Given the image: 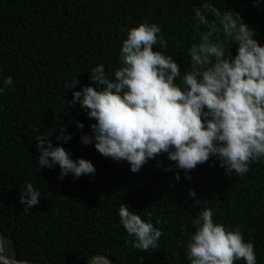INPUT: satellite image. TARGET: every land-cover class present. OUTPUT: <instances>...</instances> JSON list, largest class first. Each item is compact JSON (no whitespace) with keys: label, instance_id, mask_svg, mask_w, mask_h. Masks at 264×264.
Masks as SVG:
<instances>
[{"label":"trees","instance_id":"1","mask_svg":"<svg viewBox=\"0 0 264 264\" xmlns=\"http://www.w3.org/2000/svg\"><path fill=\"white\" fill-rule=\"evenodd\" d=\"M205 0H0V237L6 254L30 264H91L102 257L109 264H190L186 244L195 232L192 220L205 208L214 221L239 228L252 242L257 264H264V160L250 163L243 175H227L214 158L191 171V179L168 171L153 159L139 172L127 162L101 155L94 144L81 142L90 120L79 104L72 105L67 85L93 83L90 71L98 63L111 74L121 67L119 55L128 30L142 22L156 23L167 47L159 49L190 67L189 49L205 26L196 28L195 9ZM221 13L241 12L264 44V2L211 0ZM202 11L204 9L201 8ZM212 21L214 14L206 11ZM226 53H236L234 41L219 32ZM13 77L7 87L3 80ZM177 83H180L177 78ZM77 121L85 125L81 130ZM66 127L72 139L64 146L73 158L84 157L96 167L94 177L61 179L60 169L38 170L34 129L52 134ZM59 143H63L62 141ZM40 191V203L24 211L19 199L27 183ZM195 189L201 205L188 198ZM127 203L162 231L158 248L138 250L120 222L119 207ZM5 246V247H4ZM0 264H4L0 261ZM235 264H246L243 259Z\"/></svg>","mask_w":264,"mask_h":264},{"label":"clouds","instance_id":"2","mask_svg":"<svg viewBox=\"0 0 264 264\" xmlns=\"http://www.w3.org/2000/svg\"><path fill=\"white\" fill-rule=\"evenodd\" d=\"M254 2L259 6L264 0ZM201 8L195 9L196 28L205 26L207 31L189 49L190 67L182 70L173 56L154 50L157 43L167 47L162 29L156 23L142 22L130 28L122 41L121 67L109 74L98 63L90 71L93 83L77 88L76 76L67 85V90H73L67 103L79 104L94 121L90 133L82 131L84 145L94 144L104 157L127 162L132 172H139L153 159L160 167V157L166 154L173 162L166 170L175 173L176 181L181 171L190 180L192 170L213 158L230 176L243 175L251 162L264 160V44L240 11L229 8L221 13L211 0H205ZM206 11L215 19L210 21ZM221 31L234 41L235 54L226 53L223 41L214 39ZM3 83L11 87L13 77H5ZM4 91L0 87V93ZM76 123L84 129L82 121ZM33 132L37 133L38 170L59 166L61 179L95 176L91 160L73 158L65 148L72 139L66 127L59 128L55 144L53 133ZM188 198L201 205L195 189H189ZM19 199L24 211L31 212L40 203L41 193L29 182ZM118 211L132 238L126 245L142 251L158 248L160 228L127 203ZM213 217L214 212L205 208L192 220L195 232L185 246L190 264H235L240 259L257 264L254 245L244 240L239 228L226 227Z\"/></svg>","mask_w":264,"mask_h":264},{"label":"water","instance_id":"3","mask_svg":"<svg viewBox=\"0 0 264 264\" xmlns=\"http://www.w3.org/2000/svg\"><path fill=\"white\" fill-rule=\"evenodd\" d=\"M0 261L4 264H18V263L30 264L28 262L12 258L11 256H9L4 252V249L2 250L1 248H0Z\"/></svg>","mask_w":264,"mask_h":264},{"label":"rangeland","instance_id":"4","mask_svg":"<svg viewBox=\"0 0 264 264\" xmlns=\"http://www.w3.org/2000/svg\"><path fill=\"white\" fill-rule=\"evenodd\" d=\"M91 264H109V261L102 257H96L92 260Z\"/></svg>","mask_w":264,"mask_h":264},{"label":"bare ground","instance_id":"5","mask_svg":"<svg viewBox=\"0 0 264 264\" xmlns=\"http://www.w3.org/2000/svg\"><path fill=\"white\" fill-rule=\"evenodd\" d=\"M5 247V246H4ZM0 248L3 250V243H2V239L0 237ZM18 264H26V263H18Z\"/></svg>","mask_w":264,"mask_h":264}]
</instances>
